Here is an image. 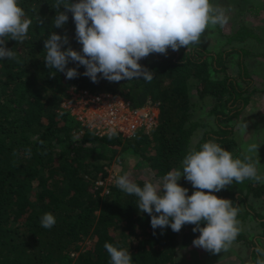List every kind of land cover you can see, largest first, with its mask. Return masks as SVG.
<instances>
[{"label":"trees","instance_id":"trees-1","mask_svg":"<svg viewBox=\"0 0 264 264\" xmlns=\"http://www.w3.org/2000/svg\"><path fill=\"white\" fill-rule=\"evenodd\" d=\"M55 3L19 0L33 21L29 38L23 44L6 42L17 52L20 63L0 60V264H110L106 242L128 249L132 264H174L177 247L199 236L198 231L193 232L194 226L186 224L179 232L170 227L154 231L151 216L138 211L137 197L121 191L115 182L108 185V192H102L97 180L106 175V164L124 153L142 159L160 178L181 168L185 155L209 140L234 157H242L228 121L248 103L253 91L240 82L249 76L242 60L248 50L230 47L229 51H212L192 46L188 52L182 47L179 51L169 49L167 55L152 54L140 61L153 72L150 83L143 79L119 83L100 79L93 83L83 75L84 66L72 61L67 67L78 68L77 78L69 80L64 73L52 77L49 71L54 70L43 60L47 36L52 32L67 34L69 42L63 47L82 49L75 38L71 12L62 27L52 25L57 14L52 7ZM252 34L240 27L228 38L242 40ZM227 58L237 63L235 71L226 63ZM71 87L110 91L133 105L157 100L158 122L152 130L127 138L97 134L61 105ZM204 103L205 113L215 117V128L204 130L193 146L192 136L203 123L194 114L205 109ZM27 149H31L30 157ZM130 179L140 186L145 182L139 176ZM179 184L192 194L183 176ZM215 195L242 207L238 214L241 220L248 214L255 216L264 230V213L253 210L248 202L249 197L264 200V184L245 180ZM45 213L56 218L51 229L40 225ZM236 240L250 244L251 264H255V249L262 248L257 239L242 229Z\"/></svg>","mask_w":264,"mask_h":264},{"label":"clouds","instance_id":"clouds-1","mask_svg":"<svg viewBox=\"0 0 264 264\" xmlns=\"http://www.w3.org/2000/svg\"><path fill=\"white\" fill-rule=\"evenodd\" d=\"M57 14L52 19L56 28L67 23L72 13L75 38L82 45L77 51L68 44V36L52 32L44 42V62L50 75L64 73L67 79L77 78V67H67L70 61L84 66L83 75L93 83L105 79L110 83L143 79L151 82L153 72L140 61L151 54L167 55L168 50L187 52L201 42L202 34L228 22L225 10L210 0H56L52 6ZM63 7V11H60ZM33 25L19 0H0V60L20 63L17 52L6 42L23 44ZM240 133L247 132L248 124H240ZM116 130L110 129L109 138ZM79 139V137H73ZM43 143V141H41ZM257 143L244 147L243 158L233 154L214 140L204 142L199 149H191L182 160V167L168 171L159 181L145 180L143 186L129 178L128 173L117 175L115 185L128 195L137 197L140 213L151 216V227L161 230L170 227L179 232L186 224L193 225L199 236L193 244L211 253L228 251L242 231L238 219L240 208L230 199L215 195L233 183L245 180L264 184V174L258 169L260 160ZM30 157L31 149L26 150ZM44 154V153H42ZM195 189L181 186V177ZM56 224L52 213L40 218V225L51 229ZM203 224V226H201ZM110 264H132L128 249L112 243L104 244ZM255 264H264V248L255 249Z\"/></svg>","mask_w":264,"mask_h":264},{"label":"rangeland","instance_id":"rangeland-1","mask_svg":"<svg viewBox=\"0 0 264 264\" xmlns=\"http://www.w3.org/2000/svg\"><path fill=\"white\" fill-rule=\"evenodd\" d=\"M210 2L223 8L228 16V22L223 27L216 26L210 28L202 34L201 42L193 46H204L212 51L226 49L229 51L230 47L238 49L244 47L248 51L242 57L245 64V70L249 72V76L241 79V85L253 89L250 94L248 103L241 107L238 114L228 121V124L233 128L232 135L239 146V153L242 156L244 147L250 143L259 144L258 155L253 154L254 160H260L258 165L259 172L264 174V7L263 0H210ZM240 27H244L246 32L253 33L247 35L244 39L229 40L228 35L236 31ZM231 52L232 58H237L236 50ZM231 51V50H230ZM152 55V54H151ZM150 56V55H149ZM230 57V56H229ZM228 63L234 71L237 69V63L230 58H227ZM247 80H250L248 82ZM246 93V92H244ZM238 99L237 104L240 105ZM206 106V104L204 103ZM198 104L194 105L196 109ZM205 109L195 112L194 117H199L203 122L197 128L191 139V145H195L202 136L204 130L210 131L215 128V117L212 114L205 113ZM194 109V111H195ZM247 123V132L244 135L240 133V124ZM241 159L243 158L240 157ZM106 175L102 177V192L109 191V184L115 181L117 175L124 173L129 174V178L139 176L145 180L159 181L161 178L154 176L148 169L146 163L139 157L124 153L122 157H114L105 166ZM181 179V178H180ZM180 180L178 181V183ZM99 184V183H98ZM191 193L195 191L192 184L187 181ZM190 195V194H189ZM249 205L253 210L264 213V200L254 197L248 198ZM244 206V205H243ZM240 213L243 212L242 207ZM255 214V212H254ZM255 217V216H254ZM254 217L248 214L241 221L242 229L247 234L252 233L253 237L257 239L262 248H264V230ZM263 220V217H259ZM198 237V236H196ZM195 237V238H196ZM191 243L185 246H178L174 264H251L250 244L246 245L242 240H235L231 248L226 252L219 254L211 253L201 247H197ZM260 238V239H258ZM88 242V239L85 240Z\"/></svg>","mask_w":264,"mask_h":264},{"label":"built area","instance_id":"built-area-1","mask_svg":"<svg viewBox=\"0 0 264 264\" xmlns=\"http://www.w3.org/2000/svg\"><path fill=\"white\" fill-rule=\"evenodd\" d=\"M70 95L61 105L68 109L81 125L97 134L115 129L121 138L132 137L140 131L152 130L158 122L159 102L149 100L140 105L110 91H92L86 87L69 88ZM102 184V178L97 180Z\"/></svg>","mask_w":264,"mask_h":264}]
</instances>
